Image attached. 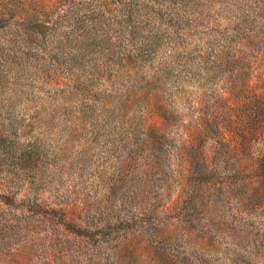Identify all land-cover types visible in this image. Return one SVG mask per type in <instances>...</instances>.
I'll return each instance as SVG.
<instances>
[{
  "label": "rangeland",
  "instance_id": "rangeland-1",
  "mask_svg": "<svg viewBox=\"0 0 264 264\" xmlns=\"http://www.w3.org/2000/svg\"><path fill=\"white\" fill-rule=\"evenodd\" d=\"M0 264H264V0H0Z\"/></svg>",
  "mask_w": 264,
  "mask_h": 264
}]
</instances>
